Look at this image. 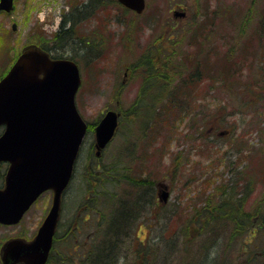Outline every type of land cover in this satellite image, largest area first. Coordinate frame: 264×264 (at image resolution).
Wrapping results in <instances>:
<instances>
[{"label": "rangeland", "instance_id": "374dc122", "mask_svg": "<svg viewBox=\"0 0 264 264\" xmlns=\"http://www.w3.org/2000/svg\"><path fill=\"white\" fill-rule=\"evenodd\" d=\"M84 1L14 0L12 12H0V79L29 46L71 59L81 72L76 106L89 131L59 229L63 236L81 228L66 238L71 260L78 262L73 250L87 246L75 245L91 242L98 231L87 209L93 211L95 201L113 208L107 198L118 206L119 198H133L140 188L147 189L141 207L150 220H139L132 233L137 241L153 239L164 264H264V231L255 230L264 212V0H146L142 14L114 0L92 1L85 20L74 25V39L55 43L61 17ZM168 78L180 88L167 123L157 124L152 111ZM109 110L121 112L120 124L98 156L94 131ZM91 167L97 175H90ZM90 179L118 181L90 196ZM163 190L167 203L160 199ZM222 197L243 213L216 225L210 216L204 228L188 226L189 215L196 218ZM51 205L52 193H46L19 225H0V254L11 238L33 240ZM161 233L174 241L161 243ZM130 240L123 247L132 260ZM53 257L50 264L66 259L60 242Z\"/></svg>", "mask_w": 264, "mask_h": 264}, {"label": "water", "instance_id": "95a60500", "mask_svg": "<svg viewBox=\"0 0 264 264\" xmlns=\"http://www.w3.org/2000/svg\"><path fill=\"white\" fill-rule=\"evenodd\" d=\"M14 0H0V10L12 12ZM142 14L145 0H117ZM16 30V25H13ZM82 79L70 59H52L37 46L22 51L0 81V170L8 163L0 189V223L18 224L32 204L53 191L49 214L31 241L13 238L1 248L2 264H47L57 231L62 197L88 132L76 107ZM119 113L108 111L95 128L97 155L112 141ZM165 189H167L165 187ZM160 199L167 202L169 192Z\"/></svg>", "mask_w": 264, "mask_h": 264}, {"label": "trees", "instance_id": "16d2710c", "mask_svg": "<svg viewBox=\"0 0 264 264\" xmlns=\"http://www.w3.org/2000/svg\"><path fill=\"white\" fill-rule=\"evenodd\" d=\"M74 19H76V18H74ZM74 19L72 18L69 21H72ZM83 19H85V18H83ZM58 36H59V32L57 33L56 38ZM57 58H61V57H57ZM170 81L168 78L169 83H167L166 87L162 88L163 89L162 93H161V90H159L160 93L158 95L163 94L164 96L161 99H159L157 102L152 101V102H155V105L158 107L157 111H155L154 109H153V111L151 110L152 112L157 113L159 116V119L157 118L155 121L157 124H162L164 122L163 121L164 119L167 123L166 118H168L170 116L168 113L169 109H170V105L173 104V102L176 100V98H175L176 92L180 88V85H178L180 83V81H178V83H176V84L174 82H170ZM158 95L153 96L154 100L156 97L158 98ZM143 98H147V96H143ZM145 103L146 102L142 101L141 106H146ZM203 118H207L208 120H210L209 115H207L205 113L203 115ZM192 130H196L195 126H192ZM207 131H208V128L206 125H204L203 129L200 132L206 136L205 133ZM261 157L264 158V152L262 153ZM90 175L91 176L97 175V173L93 172L92 167L90 169ZM125 179H127V178H125ZM99 180L100 179H90V183H92V181H94L93 185H89L90 196L96 195V192L107 191V188H109L108 186L110 185L109 182L112 181V182H114V185H115L118 181L117 179H114V180L103 179L99 183ZM141 182L146 183L144 180H141ZM132 184L135 185L134 183H132ZM132 184H129L130 187H133ZM137 189H138L137 194L134 193V195L136 194L135 197L132 198V196H130V197L125 198V199L119 198L120 204L118 206L115 203L116 199L110 198V197L107 198V200H109L113 203V205H114L113 208H112V206L110 208V204L107 206V203L106 204H104V203L100 204V203H97L96 201H95L94 205H92L90 207L87 206V207L93 209V211H91V210L89 211V209H87V210L90 213L94 212L95 215L93 213L92 214L94 215L93 218L96 221L98 231L96 233V237H94V239L91 242H88L87 244H82V243L78 244L77 243L75 245V247H74L75 249L79 245L80 246L81 245H87L81 251L73 250L74 254L76 255L75 257H77V259H78V262H73L71 260L70 256L72 255V251L67 250V248L65 247V242L67 241V239H66L67 236L69 237L71 234H73L72 230H74V232L75 231L79 232L81 230L80 226L76 225L75 229L67 230L63 236L61 234H58L57 237L55 238V240H56V243L60 242L61 247L64 250V255L66 258V259H60V260H62V264H68L69 262H71V264H104L105 259L107 257L111 258V261L107 262L105 264H164V262L158 258V252L160 251V248L153 246V239H145L146 241H141V240L137 241V239L133 236L134 232L132 233V228L136 229L137 226H139L144 220H150L148 218L149 214L145 215L144 213H142V207H141L144 204V202L147 200V195H145V196L143 195L145 190H147V189H145V190H142L140 188H137ZM110 191H113V189H111ZM114 191H115V187H114ZM108 192H104V195H107ZM226 192L227 191H225V194H226ZM110 193L112 194V192H109V194ZM92 200H94V198H92ZM98 200H99V198H98ZM220 200H221L220 202L215 203L214 205L212 204L213 206L209 202L208 207L206 209H202L203 213L199 214L196 218L194 217V215H189V217H188L189 223H187L188 226L191 224L192 225L197 224L198 227L199 226L203 227L204 225H206L207 219L208 218L211 219V217H213L212 221H215V223H211V224L216 225L217 222H219V221L235 220L237 215H239L240 213H243L242 212L243 208H241V207L237 208L238 207L237 205L236 206L232 205L231 201L228 200L227 198L222 197ZM141 202H143V203H141ZM84 206L85 205H83L81 207H84ZM231 208L234 209V212L232 211ZM142 218H144V219H142ZM162 219H163V217H162ZM162 219L160 220L161 223L163 222ZM139 220H141L142 222H139ZM157 220H158V218H157ZM258 220H259V224H258V226L255 227V230L264 231V212H263V214H261V216L259 217ZM204 222H205V224H204ZM129 237L131 238V240L128 241V243L132 242L131 247L134 250L133 254H131L132 260H130L129 257H127V255L128 256L130 255L129 253H127V250H128L127 246L123 247V245L125 243L123 241L124 240L126 241V238H129ZM165 238H166L165 234L161 233L160 240L159 239L158 240L161 243H163ZM218 239H219V236L215 237L213 239L214 242L212 245H216L218 242ZM165 240H170V241H165L166 245L168 243H171L174 241V239H172V237H169V236H168V239H165ZM165 246H163L161 249H163ZM210 247H208L207 250H209ZM76 251H79L78 255H77ZM159 254H160V252H159ZM174 255L175 254L172 253V255H171L172 258H174ZM205 255H207V254H205ZM207 257H208V255H207ZM54 258L55 257H53V255H52V257H50V259H49L48 264L53 263ZM125 258H127L126 261H125Z\"/></svg>", "mask_w": 264, "mask_h": 264}, {"label": "bare ground", "instance_id": "6f19581e", "mask_svg": "<svg viewBox=\"0 0 264 264\" xmlns=\"http://www.w3.org/2000/svg\"><path fill=\"white\" fill-rule=\"evenodd\" d=\"M91 8H92V6H91ZM90 8V9H91ZM88 9L89 8H86V9H75L72 13L73 14H71L70 15V17L72 18V17H74V16H79V15H82V14H85V13H88L89 11H88ZM78 21H76L75 19L74 20H72V21H69V20H67L66 21V26H65V28L64 29H62L61 31H60V33H59V36L57 37V39L55 40V43L56 42H59V43H61L62 41H65V40H67V39H74V37H75V35H76V32L74 31V25L77 23ZM81 23V22H80ZM57 243H56V240H54V242H53V247H52V249H51V251H50V257H52V255L54 254V249H55V245H56ZM111 261V258H109V257H107L106 259H105V262H104V264L105 263H107V262H110Z\"/></svg>", "mask_w": 264, "mask_h": 264}, {"label": "flooded vegetation", "instance_id": "af4514ba", "mask_svg": "<svg viewBox=\"0 0 264 264\" xmlns=\"http://www.w3.org/2000/svg\"><path fill=\"white\" fill-rule=\"evenodd\" d=\"M92 1H96L98 4L97 5H99V2H100V0H89V1H84V2H82L81 4H79L78 6H76V7H74L73 9H72V11L71 12H73L75 9H86V8H89L90 6H92ZM71 12H67L68 14H69V17H67L66 15H63L61 18V22L59 23V27H58V29L56 30V31H58V30H62V29H64L65 28V26H66V21L67 20H71L72 18L70 17V13ZM66 14V13H65ZM88 13H86L85 15H79L78 16V19H75L76 21H78V20H80V22H82V21H84L85 19H83V18H85V16L87 15ZM74 19V18H73ZM60 31H58V32H60ZM55 34L53 35V36H56L57 35V32H54ZM46 34V33H45ZM94 147H95V144H94ZM3 166L4 167H8L9 166V164H7V163H3ZM2 166V167H3ZM5 168V169H6ZM0 178H3L2 180H3V183H5V176L3 175V176H1ZM65 196H66V194L64 195V198H65ZM64 198H63V201H64ZM62 211H63V208H62ZM141 241H146L145 239L144 240H141Z\"/></svg>", "mask_w": 264, "mask_h": 264}]
</instances>
